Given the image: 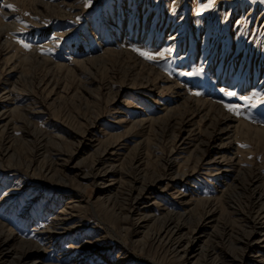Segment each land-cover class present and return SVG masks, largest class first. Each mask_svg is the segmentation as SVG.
Segmentation results:
<instances>
[{
	"label": "rangeland",
	"instance_id": "374dc122",
	"mask_svg": "<svg viewBox=\"0 0 264 264\" xmlns=\"http://www.w3.org/2000/svg\"><path fill=\"white\" fill-rule=\"evenodd\" d=\"M261 97L264 0H0V264H264Z\"/></svg>",
	"mask_w": 264,
	"mask_h": 264
},
{
	"label": "snow or ice",
	"instance_id": "6c2138e0",
	"mask_svg": "<svg viewBox=\"0 0 264 264\" xmlns=\"http://www.w3.org/2000/svg\"><path fill=\"white\" fill-rule=\"evenodd\" d=\"M91 0H88V3L90 4ZM212 2L214 3V0H212ZM5 7L11 9L12 11H16L15 7L11 4H6ZM206 7H211V4L207 5ZM27 15V14H26ZM53 42L56 41V38L53 37ZM19 43H21L26 49H30L31 48V44L30 43H26L23 39H21L19 41ZM134 51H137L139 53V55H141L142 57H144L145 59H148V60H156L158 57L159 58H163L165 56V53L166 52H170L171 49H166L164 51H159V52H156V53H152V52H149V51H143V50H140V49H133ZM48 51H51L50 49ZM203 72V68H200V69H197L196 71L194 72H190V73H181L182 75H199ZM221 91H224L223 89H221ZM196 95H200L199 92L195 93ZM224 94L226 96H229V97H235L237 96V93L234 92V91H226L224 92ZM240 99L246 101L247 103H249L252 107H256V104L252 102L253 98L251 96H241ZM260 103L264 104V97H261L260 100H259ZM225 107L228 108L229 111H233L235 112L237 115L240 114V107L241 106H238V105H225Z\"/></svg>",
	"mask_w": 264,
	"mask_h": 264
},
{
	"label": "bare ground",
	"instance_id": "6f19581e",
	"mask_svg": "<svg viewBox=\"0 0 264 264\" xmlns=\"http://www.w3.org/2000/svg\"><path fill=\"white\" fill-rule=\"evenodd\" d=\"M150 189L147 187V186H145L144 188H143V193L144 194H147V192L149 191ZM247 241V243H251V244H256V243H258V242H261V241H263L262 243H264V233L262 232V230H256L255 231V234L253 235H251V236H249L248 237V239L246 240ZM255 250H257V249H255V248H253L251 251H250V253H257L258 254V250L255 252ZM120 254V253H119ZM118 254V255H119ZM124 256V255H123ZM21 261H22V263L23 264H36L37 262H38V259H31L27 254H24V255H22L21 256ZM246 261V260H245ZM247 263V262H246Z\"/></svg>",
	"mask_w": 264,
	"mask_h": 264
}]
</instances>
